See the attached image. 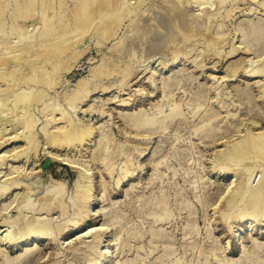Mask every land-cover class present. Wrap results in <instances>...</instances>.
<instances>
[{
  "label": "bare ground",
  "instance_id": "1",
  "mask_svg": "<svg viewBox=\"0 0 264 264\" xmlns=\"http://www.w3.org/2000/svg\"><path fill=\"white\" fill-rule=\"evenodd\" d=\"M241 2L250 4L245 6V19L234 18L229 30L226 20L234 17ZM87 38H93L98 60L87 61L92 64L88 75L78 79L72 90L63 93V88L60 97H53L51 92L60 84L61 75L69 73L87 51ZM112 40L102 52L100 47ZM227 43L230 50L223 54ZM194 50L199 53L193 58ZM243 52L254 57L232 60L225 73L213 81L214 86L189 98L184 83L194 80L192 74L186 79L182 74L177 78V71L163 76V69L179 64L185 67L192 58L196 68L203 70L207 59L212 58L213 63L221 58L228 61ZM146 70L141 79L147 78L144 85L150 94L144 92V85L123 97L118 94ZM209 76L216 77L211 73ZM226 77L231 83L242 79L245 87L233 84L234 93L220 90ZM254 79L262 83L251 84ZM104 80L112 81L103 85ZM253 87L255 96L251 95ZM153 91L160 99L150 110L135 103L130 112H118L125 124L121 134L127 135L119 141L113 135L112 122L108 124L110 119L103 116L108 113L104 108L106 96L112 94L106 100L130 109L133 101L140 103L143 96L153 97ZM253 101L264 113V0H0V167L9 165L8 179L0 176L6 178L0 181V202L9 192L23 190V198L13 207L14 215H0V228H6L1 244L15 247L35 239L48 242L56 250L50 253L52 261L48 259L49 263L47 260L44 264H58L63 250L73 257L82 255L87 264H264V243L251 237L250 246H245L239 234L251 233L255 226L264 230V126H258L259 117L250 114L248 105ZM226 102H237L238 106L227 110ZM245 103L249 123L245 119L238 123V110ZM78 111L97 113L102 121L81 120ZM40 118L43 121L39 123ZM181 121L188 125L187 133L192 137L189 146V137L176 133L183 125ZM231 121L235 122L233 129L227 125ZM168 129L175 132L170 136L169 148L157 145L155 153L146 158L152 178L130 198L133 202L128 206L136 220L128 218L125 207L118 209L116 203L109 211L103 207L98 214L102 223L89 225L84 235L60 251L64 235L89 223L93 216L90 208L97 198L92 165L98 166L95 168L100 172L103 194L109 192L111 179L114 190H119L143 170L150 136L161 137ZM39 138L44 157L76 171L70 195L68 192L66 196L67 187L61 180L53 181L34 198V188L23 187L19 178L23 171L14 165L18 159L36 157ZM92 141L93 148L86 156L89 161L80 153L77 158L70 155ZM8 145L15 148L3 151ZM209 145L220 147L205 163L203 154ZM8 158L11 163L7 164ZM209 173L217 176L216 182L223 177L228 182L215 200L208 192L215 184ZM129 196L131 193L126 192L125 197ZM210 206L213 213L207 215ZM199 207L206 222L204 238L196 218ZM215 221L220 225L221 238L212 233L211 222ZM108 230L113 233L105 240ZM175 231L180 232L179 241ZM37 245L35 242L33 248L13 258L1 253L0 264L38 262L44 257L38 258ZM232 248L239 250L234 258Z\"/></svg>",
  "mask_w": 264,
  "mask_h": 264
},
{
  "label": "rangeland",
  "instance_id": "2",
  "mask_svg": "<svg viewBox=\"0 0 264 264\" xmlns=\"http://www.w3.org/2000/svg\"><path fill=\"white\" fill-rule=\"evenodd\" d=\"M241 3L239 4V7H240L239 10L236 9L235 12L233 13V14H235L234 17H232L233 19L229 18V19L226 20L227 22H226L225 26H226L227 29L230 28L229 30H232V22H233L234 18L238 19V21L245 19V14L247 13L246 9L249 7L250 4L248 3L249 5L246 6V4H247L246 2H243L242 4ZM252 6H254V5H252ZM193 9L195 10V8H191V10H193ZM195 13L198 14V12H195ZM242 13H244V14H242ZM235 16H237V17H235ZM89 41H90V43H89ZM92 42H94L93 38H91V40H89V38L86 39L85 44L87 43L86 45H88L90 48L88 47V49L84 53V55L80 58V60H78V62H76L77 64L74 63L73 68H72V70L69 73H65V74L61 75L60 84L55 89L54 93L51 92L52 94H54V96L50 94L51 96L56 97L57 95L58 96L62 95V94H60V92L62 91L61 89H63V88H64L63 89V93L66 90L67 91H69L70 89L72 90V88H74V84H76L78 79L82 78V76L85 77L86 75H88V69H89L88 67L89 66L91 67V65H92L91 62L95 63L98 60V58H99V55H98L99 52L97 51L96 47L92 46L93 45ZM111 42H113V40L112 41H108L107 43L104 44V46L100 47L102 52H105L107 50L106 47H108V46L105 47V45L111 44ZM224 46L225 47L223 49V54H225V52L226 53L229 52V50H230V47H229L230 44L229 43L225 44ZM89 50H90V52H89ZM198 53H199V50H194V51H192L191 56L194 55L193 56V58H194ZM245 56H247V57H245ZM249 56L254 57V55H249ZM249 56H248V54L246 52H243V53H239V55L236 56L237 58L234 57L233 59L228 60V61H226L224 58H223V60H221L222 59L221 58L220 62H216L217 63L216 64L215 60H214V63L216 65L215 69L212 68V65H214V63H213V59L210 58V60L207 59L205 62L203 61V63H206V65L203 68V70L200 69V68H196V65L191 62V60L193 59L192 58L190 61L185 63V65L189 64V65H187L185 67H183L181 64H179V66H173L172 68H170V69H168L166 71L163 69L162 71L165 72V74L163 76L166 77L168 75H171L172 72L177 71L179 73L177 78H179V76L182 74V76L185 75L184 79H186L187 76H190V74H192L194 80L191 81L190 83H187V84L184 83V89L186 90L185 94H187V98H189L193 93H196L199 90H204L205 91L208 87L214 86L213 83L217 80L218 76H220V75L225 73L226 66L232 60L240 59V58H247V60H248V58L249 59L251 58ZM92 58H96V59L94 60ZM255 60H256V58H255ZM87 61H91V62L87 63ZM201 61H200V57H198L197 62L200 63ZM155 66H156V64L153 67H155ZM143 69L144 68H140L139 71H141ZM143 72L144 73H142L136 81H133V83L129 84V85H132L131 87L129 86L130 88L127 87V88H125L126 90H124L123 92L118 93V94H121V97H123L126 94L133 93L134 90L135 91L138 90L140 88V86H143L144 83L147 82V78H143V79H141V78L145 76V74L148 72V70L143 71ZM210 73L212 75L216 76L215 79H212L213 77L210 78L211 77V76H209ZM62 78L64 79L63 81H62ZM140 79H141V81L139 83H137ZM225 79H226V81H224L222 83L221 88H219L220 90L224 89L225 91H230V90L232 91L234 89L233 84L238 86L239 88H244L245 87V85H244L245 82L242 79H240V78L237 79V81L235 83H231V82L227 81V77L224 78L223 80H225ZM220 80H219V82L222 81V80L221 81ZM111 81L104 80L101 83L103 85H109V83H111ZM259 81H260V83H262L260 79H254V80L251 81V84L254 83V82L257 83ZM61 83H62V86H61ZM104 83H106V84H104ZM211 84H213V85H211ZM144 87H145L144 92L147 93V94H150L149 88L146 85H144ZM56 90H59V92L56 91ZM56 92H58V93H56ZM209 94H210V92H209ZM252 94H253V96H255L254 94H256L255 87H253V89H252L251 95ZM110 95H112V94H110ZM110 95L106 96V98L104 99L105 103H106L104 108L106 109V112H108V113H105L103 116H105V118H107V119H110L108 124H110L112 122L111 126H113L112 127L113 135L119 141H123L125 139L124 136H127V135H124V136L122 135L123 131L121 129L125 128L124 127L125 124L120 119L118 112L121 111V112H123V114L127 113V112H130L131 108L134 107L135 103H136V105L137 104H141V106L144 109L150 110L152 105L155 104V102H158L159 101L158 99H160V96L157 94V92L153 91V97L150 96V95L143 96L144 100L142 102L138 103L137 100L133 101L131 103L132 106L129 107L130 109H123V107L120 106L119 103L117 104L113 100H109V101L106 100V99H108V97H110ZM111 97H113V96H111ZM93 98H94V96L91 99L92 103H93V100H94ZM252 99H253V97H252ZM92 103L90 102L87 105L92 104ZM253 103H254V101H253ZM235 104H231L230 102H226V103H224V107L227 108V110L235 109V106H238L237 102ZM214 105L217 106V103H214ZM245 106H246V103L242 107H240L239 110H238V115L239 114L241 115L240 118H239L238 123L241 122L240 120H243V119H245L244 120V122H245V121H247L246 119L249 118V117H247L245 115V113L247 112L243 108ZM138 107H140V106H138ZM248 107H249V109H251V113L250 114H253V115L255 114V115H257L259 117V124L260 125L258 124V126H264V113L262 112V109H260V107L257 106L255 103L254 104L251 103L250 105H248ZM249 109H248V111H249ZM223 110H225V109H223ZM109 113H110V115H107ZM38 117H40V115H38ZM78 117L81 120H84V121H88V119L89 120L92 119V121H102L100 119V116L97 113H92V114L88 115V114H84L82 111H78ZM104 120L105 119H103V121ZM192 120H193V118L189 119V122H192ZM41 121H43L42 118H40L39 123ZM181 123L183 125L178 126V129H180V131H177L176 133L180 132L179 136L180 137L182 136V138L189 137L188 140L186 141L187 142V146H189V140L192 137L188 136L187 129H186L188 125L185 124L184 121H181ZM223 123H224V119L222 121V124ZM246 123H249V121H247ZM227 125L231 129H233V127L235 125V122L231 121L230 123H227ZM8 129L9 128H7L6 132L9 131ZM182 129H184V130H182ZM120 130H121V132H120ZM173 134H175V132L172 131V129H168L167 131H165V134H163L161 137H159L158 134L157 135L154 134V135L150 136V138H151L150 141L151 142L148 145V151H146L149 154L146 157L143 158L145 160V165L143 166V170L141 172H139V173H135L134 177H133V180L130 181V182L124 183L123 187L120 188L119 190H114V188H115L114 180L111 179V180H108L109 184L107 185L108 188H109V192H106V194H103V192H101L102 187H101V182H100V172L97 170V168H95V167H98V166L97 165H92V169H90V172H92L93 177H94L93 192H94V196H96V198H97V200L94 201L93 205L90 208V210L92 212L91 214H93V216H91V220L89 221V223L81 226L78 230L69 231V232H67L64 235L63 239H65V240H63V239L60 240V243L63 242L62 246L61 247L58 246V247L62 248V249H60V251L64 249V247L67 245L68 242L75 240L77 237H80L81 235H84L86 233V230H87L86 228L89 225H100L102 223V216H100L98 214L101 213V209L103 207L106 208V211H109L110 208L113 207L112 204L116 203V206H119L118 209L125 207L126 212H127L126 216H128V218H131V219L134 218L136 220L135 213L131 210V208L128 205L133 202V200H130V198L132 197V195H134L135 192H137L139 190L140 185L143 184V183L149 182V179L152 178L151 177V175H152L151 165L147 164L148 161H146V158L152 156L155 153L157 145H160L161 147L165 146V148L168 149L169 148L168 144L171 143V141H172V140H170V136H172ZM39 141H40V146L38 147V151H37L36 157L29 158L30 160L29 159L28 160L27 159H18V160H16L17 163L14 165V167H18L19 168V171H21V172L23 171L22 172V176H19V178L21 177V179H20L21 182L24 184L23 187L24 186H29L31 188H34V191L31 193V194H33V198H34L39 193L41 194V192H43L49 185H51L53 181L61 180V181H63L65 183V188L67 187L66 188V196L70 195V192L71 193L73 192L72 189H73V182H74V179H75V176H76V171L73 170L69 166L63 165L58 160H56V161H51L50 160L49 161L46 156L44 157V154H43L44 151L42 150L43 149L42 148L43 147V143H42L41 139ZM193 142L194 143H198L197 141H194V140H193ZM215 144H217V143H215ZM93 145H94V141L90 142L89 146H85L84 148H82L80 152L78 151V153H77V151H73L74 153L71 154V152H72L71 151L70 155H74L75 154L74 157H76V158H77V156L84 155V156H81V157H84L83 158L84 160L89 161V157L86 158V156L89 155L91 149L93 148ZM16 146H18V144ZM215 146H217V147H215ZM218 146L219 145H213L211 147V145H209V149L205 147L206 151L203 154V155H205L203 158L207 159V161H205V163H207V162L209 163L208 158H210V155L212 156V154L214 153V150L218 149ZM12 148H15V145H14V147H13V145H8V146L4 147L3 151L9 152L10 150H12ZM79 153L81 155H79ZM193 156L197 157V155H193ZM6 161H7L6 162L7 164H8V161H9V163H11V158H8ZM118 162H119V160L116 161V163H118ZM8 166L9 165H7V168H6L5 165L2 168L0 167L1 170H2V171L0 170V172H1L0 176L6 177L7 179H8L7 176H9L8 175V171H7L8 170ZM209 169H210L209 165L207 164L205 170L208 172ZM26 172H27V174H25ZM136 174H138V175H136ZM212 175H213L212 173H209L208 176L211 177L210 178L211 182L215 181V184L213 186H211V188H209L208 192L213 196L212 197L213 200H215V199H217L216 197L218 196V194L220 192V189L223 187V184L224 183H228V182H226V180H227L226 177H223L219 182L218 181L216 182V180L218 179L217 176L213 175V178H212ZM14 176H15L14 174L10 175V178H13ZM0 178H2V177H0ZM5 179L2 178V180L0 179V181L2 182ZM166 180H167V177H166ZM9 182H10V180L7 183H9ZM181 182L182 181H180V183H179L178 180H176V183H178V184H181ZM131 186L135 187V188L132 189V192H131ZM173 186H175V185L172 184L171 187H173ZM153 187L155 188V186H153ZM203 191H204V189H203ZM68 192H69V194H68ZM126 192H130L131 196L125 197V193ZM22 193H23V190L15 191L12 194H11V192H9V195H7V197L3 198V200L5 199V201L0 202V206H1L0 207V212H1L0 215L1 216L11 217L12 215H14L13 207L15 206V204L17 203L18 200H19L18 202H20L21 199L23 198ZM170 193H172V191ZM40 194H39V196H40ZM187 195L191 196V194L189 192H187ZM128 200H130L129 203H127ZM193 201H195V200L193 199ZM8 204H11V205L7 209H4L5 206H7ZM212 208H213V206L207 207V212H206L207 215H211L213 213ZM56 216L57 215H55L54 218H56ZM196 218L199 221L200 236H201V238H204V237H206L205 229H204V224L206 222L202 218L201 207L198 208V212H197ZM211 224H212V227H214V231L212 233H214V235L217 236L219 234L220 225H218V221L211 222ZM233 226H235L234 230H236V228H237L236 224H233ZM5 229H6L5 227L4 228H0V234ZM68 229H71V228L69 227ZM263 231L264 230L261 229L259 226H255L253 228V230L251 231V233L250 232H246V231H242L241 233H239L240 234V238H241L240 241L243 242V244L245 246H250L251 237H252V238H255V240L257 242L264 243V235L262 234ZM108 232H110V230H108ZM112 233H113V230L110 233L106 234L105 240H109L111 238ZM179 233L180 232L176 233V231H175V236H176V240L177 241H179V238H180V234ZM3 234H4V232L0 235V239L3 237ZM219 238H221V235L219 236ZM221 241L225 242L224 239H221ZM35 242H37V244H38L37 245V253H38L39 257L38 256L37 257L40 258L42 256L44 258L38 259V262H37V259L34 260V262H33V260H31L30 264H44V263H46V261L48 259L51 260L52 257L50 255L56 250L55 249L56 247L54 245H49L48 242L36 241V239L34 241H26V242L20 243V244H18L15 247L14 246H9V245L4 247L1 244V242H0V255L2 253V254H6V256H9V258H13V257L17 256L18 254L23 253V251L26 248H33ZM103 245L106 246L107 242H105ZM238 251H239L238 249L232 248V250L230 252L234 255L233 258L237 256ZM61 252H63L64 254L60 255V258H59L60 262L58 261L59 262L58 264H64V262L66 263L69 260H71V262L73 260V263L75 262V264L77 262H78L77 264H87L86 261L84 260V258H82L83 257L82 255H79V256L77 255V256L73 257L71 255H68L65 250H63ZM67 256H68V259L70 258L69 260L67 259ZM115 257H116V254L114 253V257L113 258H115ZM49 260H48L47 263H49ZM42 262H44V263H42ZM102 264H105L104 261H102Z\"/></svg>",
  "mask_w": 264,
  "mask_h": 264
}]
</instances>
